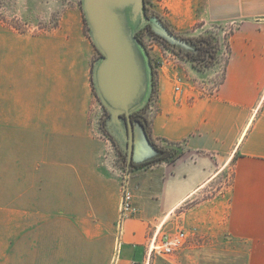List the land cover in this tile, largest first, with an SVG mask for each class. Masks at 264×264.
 Instances as JSON below:
<instances>
[{"label":"crops","instance_id":"1","mask_svg":"<svg viewBox=\"0 0 264 264\" xmlns=\"http://www.w3.org/2000/svg\"><path fill=\"white\" fill-rule=\"evenodd\" d=\"M156 2L179 33L239 27L213 95L188 84L200 71L179 93L180 67L162 68L151 136L183 154L134 172L136 214L122 211L125 179L94 117L97 49L80 3L39 31L0 20V170L12 174L0 264H264V0ZM178 232L183 248L150 254L154 236Z\"/></svg>","mask_w":264,"mask_h":264},{"label":"rangeland","instance_id":"2","mask_svg":"<svg viewBox=\"0 0 264 264\" xmlns=\"http://www.w3.org/2000/svg\"><path fill=\"white\" fill-rule=\"evenodd\" d=\"M74 0H0V20L9 24H13L15 27L23 31H39L42 29H48L54 27L57 24L59 17V7L63 3H72ZM79 2L84 14L82 0H76ZM157 0H145L146 8L149 9V18H157L160 14L163 16L158 8L159 4ZM164 17V16H163ZM86 18V17H85ZM152 28L151 25H148ZM147 26V27H148ZM146 27V28H147ZM239 27V23L220 24L217 22H206L197 24L189 32L179 33L175 31L174 35L178 41L170 40L160 33L156 32L153 28L151 32L145 29L141 37L144 41L154 70V81L156 82V92L152 93L149 101V106L145 112V115L151 122V110L158 99L157 86L159 84V78L163 71L162 68L169 70L170 68L180 67V72L177 77L176 91L181 93L184 84H186L185 73L190 75L195 70L201 73L197 77H189L188 84L194 86L199 95L208 96L213 95L220 83L223 81L225 68L228 62L230 47V37ZM85 29L87 34L90 35V27L86 20ZM173 29V28H172ZM203 46L204 52L201 59L193 60L190 55L196 54L198 48ZM101 56V52L97 50L93 68L96 60ZM190 70V71H189ZM190 72V73H189ZM94 82V81H93ZM155 87V84H154ZM95 88V85H94ZM97 109H95L94 117L98 122L99 131L103 137L107 140L108 144V156L112 157L115 165L118 167L122 176L126 180L127 174V151L124 148L121 141L112 133L109 127L110 113L100 100L96 88H95ZM151 106L152 109H151ZM155 109V108H154ZM153 145L155 149L162 147L172 148L176 151H182L183 146L180 144L159 141ZM122 151L124 154H120ZM150 160V159H149ZM145 161H148L145 160ZM143 161V162H145ZM165 162V161H162ZM141 163V162H136ZM152 165V164H150ZM150 165L142 166L147 167ZM138 169L132 170L130 168L128 183L131 180L129 186L133 192L132 181H137L136 172ZM233 168L228 167L219 177L220 181H228L232 178ZM12 174L10 171L0 170V194L9 195L11 191L10 181ZM210 188V191H213ZM210 194V193H209ZM134 203V202H133ZM136 206V204L134 203ZM137 207V206H136ZM138 208V207H137Z\"/></svg>","mask_w":264,"mask_h":264},{"label":"water","instance_id":"3","mask_svg":"<svg viewBox=\"0 0 264 264\" xmlns=\"http://www.w3.org/2000/svg\"><path fill=\"white\" fill-rule=\"evenodd\" d=\"M90 37L101 56L93 68L97 94L110 113L109 127L127 151L131 164L159 155L132 114L143 109L154 91V70L137 33L151 25L164 37L178 41L156 18H149L145 0H82Z\"/></svg>","mask_w":264,"mask_h":264},{"label":"trees","instance_id":"4","mask_svg":"<svg viewBox=\"0 0 264 264\" xmlns=\"http://www.w3.org/2000/svg\"><path fill=\"white\" fill-rule=\"evenodd\" d=\"M146 11H147V14L150 16V13H149V9L148 8H146ZM157 18H158V20L163 25H165V27H167V29L169 30V32L171 34H174L175 33L174 29H172V27L168 24V22L164 19L163 16H161L160 14H158L157 15ZM83 19H84V22H85V25H86V18H85L84 15H83ZM145 29H148L151 32H153L152 31V28L150 26H148L147 28H144V29L140 30L137 33L138 38L141 40V42L143 44H144V41H143V39L141 37V34H142V32ZM89 37H90V35H89ZM96 49H97V47H96ZM203 52H204V48L201 45L198 48V52L196 54L190 55V57L193 60L201 59L200 57L202 56ZM92 82H93V78H92ZM154 84H155V87H154L153 93L156 92V82L155 81H154ZM93 89H94V92H95L94 82H93ZM148 106H149V103L143 109H141V110L133 113L132 114V119H133V122L135 124H139V125H142L143 126V128L145 129V131H146V133H147V135H148L149 140L151 141V143L153 145H156L157 146L156 142L153 140V138L151 136V122H150L149 118L145 115V112H146ZM157 151L159 152V155L156 156L155 158H152V159L148 160V161L141 162V163H136L135 161H133L132 164H131V169L132 170L138 169V168H140L142 166H146V165H150V164H154V163L162 162V161H175L176 159H178L183 154V151H176V150H173L172 148H167V147H162V146L160 148H157ZM120 154H124V153L122 151H120Z\"/></svg>","mask_w":264,"mask_h":264},{"label":"built area","instance_id":"5","mask_svg":"<svg viewBox=\"0 0 264 264\" xmlns=\"http://www.w3.org/2000/svg\"><path fill=\"white\" fill-rule=\"evenodd\" d=\"M123 213L136 214L138 208L133 203V194L129 186L128 180H125L123 186ZM186 234L184 232H178L176 235L163 234L161 236H154L149 244L148 250L150 254H156L158 256L168 257L185 246ZM132 264H138L133 262Z\"/></svg>","mask_w":264,"mask_h":264}]
</instances>
